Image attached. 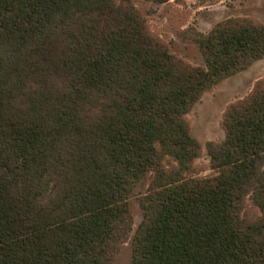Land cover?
Here are the masks:
<instances>
[{
	"label": "trees",
	"instance_id": "obj_1",
	"mask_svg": "<svg viewBox=\"0 0 264 264\" xmlns=\"http://www.w3.org/2000/svg\"><path fill=\"white\" fill-rule=\"evenodd\" d=\"M128 2L0 0V264H111L149 178L131 264H264V234L241 217L250 191L264 214V85L208 145L221 175H184L201 152L186 116L264 58V27L218 25L198 41L204 71L172 56ZM55 73L67 82L54 86ZM31 76L39 86L15 103Z\"/></svg>",
	"mask_w": 264,
	"mask_h": 264
},
{
	"label": "rangeland",
	"instance_id": "obj_2",
	"mask_svg": "<svg viewBox=\"0 0 264 264\" xmlns=\"http://www.w3.org/2000/svg\"><path fill=\"white\" fill-rule=\"evenodd\" d=\"M128 3L138 12L152 37L165 46L172 56L189 68L204 71L208 69L207 60L198 41L210 35L218 25L228 20H240L264 27V0H167L161 3L153 0H129ZM53 54L55 55V48ZM58 75L55 73L50 77L54 86L59 83L62 86L67 82L64 74L61 78ZM246 77L248 81H243V75L240 74L230 82H221L219 86L204 93L186 116L191 136L201 147L200 155L192 163L190 171L184 173L186 178L205 179L221 175L220 171L214 169L208 145L224 143L226 132L223 118L226 112L247 101L257 85H264V72L255 77L249 74ZM38 86L37 80L31 76L24 87L25 93L15 103L25 105L29 89ZM98 110V107H91L89 112L94 115ZM176 165L172 158H168L164 164L168 171L177 167ZM150 183L151 178L142 181L131 197L132 223L127 236L117 245L111 264L132 262L135 234L145 217L141 200L148 193ZM241 217L258 226L259 231L264 234V214L254 202L252 191L244 198Z\"/></svg>",
	"mask_w": 264,
	"mask_h": 264
},
{
	"label": "crops",
	"instance_id": "obj_3",
	"mask_svg": "<svg viewBox=\"0 0 264 264\" xmlns=\"http://www.w3.org/2000/svg\"><path fill=\"white\" fill-rule=\"evenodd\" d=\"M263 72H264V59H260V60L255 61L249 68L244 70L242 73H239V74H237V75H235L233 77H230V78L226 79L225 81H223V84L230 82V80L232 78H236L240 74L243 75V81H244V79L246 81H248L246 79L247 78L246 75L249 74L251 77H255V76H258V75L262 74ZM223 84H221V85H223ZM219 85H217V86H219Z\"/></svg>",
	"mask_w": 264,
	"mask_h": 264
}]
</instances>
